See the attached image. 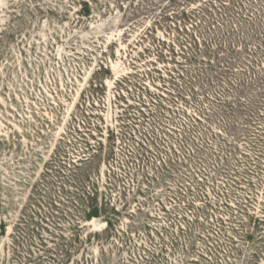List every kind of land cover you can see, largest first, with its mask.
I'll return each instance as SVG.
<instances>
[{"label":"rangeland","instance_id":"obj_1","mask_svg":"<svg viewBox=\"0 0 264 264\" xmlns=\"http://www.w3.org/2000/svg\"><path fill=\"white\" fill-rule=\"evenodd\" d=\"M256 218L264 0H0V264H264Z\"/></svg>","mask_w":264,"mask_h":264},{"label":"trees","instance_id":"obj_2","mask_svg":"<svg viewBox=\"0 0 264 264\" xmlns=\"http://www.w3.org/2000/svg\"><path fill=\"white\" fill-rule=\"evenodd\" d=\"M101 217V210L98 208V207H94L90 210V212H88L87 214V219L89 221H91L92 219H97V218H100ZM256 222L259 223V225L263 224L264 223V220H260L259 218H256ZM106 224H107V228H109L110 226H113V224L107 220L106 221Z\"/></svg>","mask_w":264,"mask_h":264}]
</instances>
